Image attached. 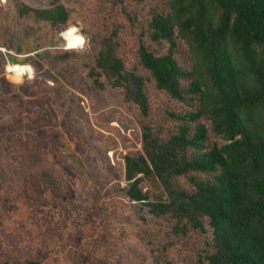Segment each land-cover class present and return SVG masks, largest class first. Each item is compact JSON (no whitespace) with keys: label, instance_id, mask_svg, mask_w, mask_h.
Wrapping results in <instances>:
<instances>
[{"label":"rangeland","instance_id":"374dc122","mask_svg":"<svg viewBox=\"0 0 264 264\" xmlns=\"http://www.w3.org/2000/svg\"><path fill=\"white\" fill-rule=\"evenodd\" d=\"M53 3L68 14L63 29L42 23L37 30L30 12L21 14ZM164 3L0 0V262L192 263L200 236L176 240L166 219H153L119 191L123 155L141 150L143 119L121 88L98 89L88 76L98 50L92 40L102 36L120 43L126 68L137 64L139 41L164 54L166 43L151 42L147 27L150 10ZM69 28L84 45L64 54ZM11 57L28 63L10 64ZM148 94L155 119L169 100L153 84ZM118 227L129 238L117 239Z\"/></svg>","mask_w":264,"mask_h":264},{"label":"trees","instance_id":"16d2710c","mask_svg":"<svg viewBox=\"0 0 264 264\" xmlns=\"http://www.w3.org/2000/svg\"><path fill=\"white\" fill-rule=\"evenodd\" d=\"M164 1L147 24L149 40L166 43L164 54L139 41L137 64L126 68L113 36L92 40L93 84L121 88L143 119L141 150L123 155L119 191L153 219H166L176 240L202 238L191 264H264V0ZM27 12L37 30L63 29L68 19L60 4L21 9ZM148 84L169 100L155 119ZM113 235L128 237L123 228Z\"/></svg>","mask_w":264,"mask_h":264},{"label":"bare ground","instance_id":"6f19581e","mask_svg":"<svg viewBox=\"0 0 264 264\" xmlns=\"http://www.w3.org/2000/svg\"><path fill=\"white\" fill-rule=\"evenodd\" d=\"M62 37L65 41L66 50H75L82 48L84 45L83 38L76 33V30L69 28L67 31L62 33Z\"/></svg>","mask_w":264,"mask_h":264},{"label":"built area","instance_id":"2783aa9c","mask_svg":"<svg viewBox=\"0 0 264 264\" xmlns=\"http://www.w3.org/2000/svg\"><path fill=\"white\" fill-rule=\"evenodd\" d=\"M3 2H5V1H3Z\"/></svg>","mask_w":264,"mask_h":264}]
</instances>
